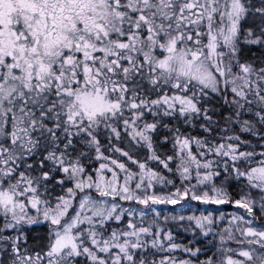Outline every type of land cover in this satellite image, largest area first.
<instances>
[{"label":"snow or ice","instance_id":"snow-or-ice-1","mask_svg":"<svg viewBox=\"0 0 264 264\" xmlns=\"http://www.w3.org/2000/svg\"><path fill=\"white\" fill-rule=\"evenodd\" d=\"M0 264H264V0H0Z\"/></svg>","mask_w":264,"mask_h":264}]
</instances>
